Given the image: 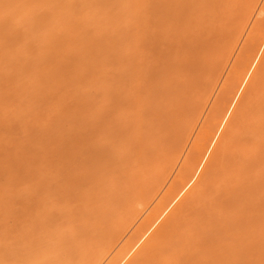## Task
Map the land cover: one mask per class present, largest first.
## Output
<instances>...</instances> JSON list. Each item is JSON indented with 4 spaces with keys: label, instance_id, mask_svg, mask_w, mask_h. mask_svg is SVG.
<instances>
[{
    "label": "rangeland",
    "instance_id": "374dc122",
    "mask_svg": "<svg viewBox=\"0 0 264 264\" xmlns=\"http://www.w3.org/2000/svg\"><path fill=\"white\" fill-rule=\"evenodd\" d=\"M97 259L264 264V0H0V264Z\"/></svg>",
    "mask_w": 264,
    "mask_h": 264
},
{
    "label": "bare ground",
    "instance_id": "6f19581e",
    "mask_svg": "<svg viewBox=\"0 0 264 264\" xmlns=\"http://www.w3.org/2000/svg\"><path fill=\"white\" fill-rule=\"evenodd\" d=\"M99 259H100V260H102L101 256L99 257ZM100 260H98V259H97V260L95 261V263H94V264H97V263L99 264V262H98V261H100ZM100 264H101V261H100ZM112 264H113V263H112Z\"/></svg>",
    "mask_w": 264,
    "mask_h": 264
}]
</instances>
